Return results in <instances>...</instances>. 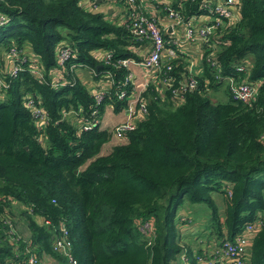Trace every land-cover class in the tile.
I'll return each mask as SVG.
<instances>
[{
    "label": "trees",
    "instance_id": "obj_1",
    "mask_svg": "<svg viewBox=\"0 0 264 264\" xmlns=\"http://www.w3.org/2000/svg\"><path fill=\"white\" fill-rule=\"evenodd\" d=\"M84 1L0 0L6 16L0 25V63L11 45L27 54L0 93V264L21 263L29 254L38 264L45 257L64 263L51 244L61 226L76 264H169L179 254L195 264L192 252L202 250L180 241L177 225L189 217L175 219L185 199L209 205L212 241L231 239L259 219L246 260L264 264V0H239V16L224 29L215 52L222 78L214 77L215 69L202 57L196 84L182 99L148 82L141 92L146 113L120 139L100 124L77 128L73 119H60L74 108L80 109V122L93 107L87 83L71 65L87 69L91 83L111 74L114 83L99 110L110 105L119 112L130 85L118 98L116 81L127 68L117 60L141 58L125 17L108 11L117 1L120 13L123 0ZM199 4L171 3L183 16L203 11ZM59 47L69 50L61 65ZM243 59L247 71H236ZM172 61L176 86L189 72L180 50ZM31 66L40 69V77ZM56 73L62 77L53 83ZM232 74L256 82L253 98L229 96L223 77ZM223 83L226 99L213 101L208 92ZM26 95L46 111L44 126L35 125L24 105ZM211 189L224 194L222 215ZM15 218L27 227V239L8 231L4 220L14 226ZM145 221L150 229L141 232L138 226Z\"/></svg>",
    "mask_w": 264,
    "mask_h": 264
},
{
    "label": "built area",
    "instance_id": "obj_2",
    "mask_svg": "<svg viewBox=\"0 0 264 264\" xmlns=\"http://www.w3.org/2000/svg\"><path fill=\"white\" fill-rule=\"evenodd\" d=\"M86 1L94 5L96 1L100 2L101 0ZM173 2L174 0H123L122 2L125 3V6L119 16L125 17L123 19L125 20L124 25L139 42L137 48L135 47L136 51L140 54L139 50L147 48V52L146 54H140L141 58L139 60L129 57L117 60V63L125 66L127 70L123 78L120 81H116V84L119 86L115 93L118 98L123 97L126 95L125 86L129 84L130 97L128 96L125 107L126 116L109 128L115 139H120L125 131L132 129L135 122L146 113L145 99L141 96V92L149 80L144 81L137 89L132 83L133 72L128 66L129 63L139 61L146 73L156 72L157 77L153 80V83L159 84L164 88H170L172 94L177 99H182V93L196 84L195 77L201 72L197 73L193 71L191 66L194 68L198 63L201 67L202 57L215 69L214 77L222 78V76L218 75L220 68L215 59V52L220 47V36L223 34L224 29L239 16V0H200L199 7L203 11L199 13L193 12L187 16L181 15L178 9L171 5ZM115 6L117 10L120 9V4L117 1L115 2ZM163 19L168 22H164ZM5 21L6 16L0 13V25ZM175 25H180L181 36H171ZM168 27L171 29V32L166 31ZM163 33H168V39L163 38ZM193 40H198L200 45L198 61L193 58L185 60L189 72L188 78L179 81L176 86H172L173 77L169 70L172 68L175 52L177 49L179 50L180 43H190ZM165 41H169L172 45L165 44ZM21 50L11 45L2 57V65L0 66V93L1 90L8 87L10 78L20 68L19 64L21 60L24 56H27ZM68 55L69 50L67 47H59L57 63L61 65ZM248 65L247 59L239 60L236 62L234 69L246 72ZM70 67H73L75 71L78 66L71 65ZM29 71L37 77L41 76L40 69L36 66H31ZM104 76H107L106 81L98 80L96 83L94 82L95 85L90 89V93L94 99L93 107L89 112L90 117L86 118L83 116L82 121L79 122L76 115L80 109L69 108L62 112L60 119H73L74 121L72 120L71 122H75L77 128H88L96 124L107 128L103 112L101 113L99 110V105L105 92L107 93V88L110 87L109 84L114 83V80L109 73H105ZM6 77H9V79H6ZM61 77L62 74H54L52 82L54 83V81ZM223 79L227 84L228 93L232 99L247 101L256 94V82L247 81L237 75L234 77L233 74L224 76ZM24 105L33 117L35 125L44 126L46 124L48 115L38 101H35L30 95H26ZM39 140H42V137H39ZM42 141L44 142V140ZM4 222L9 224L10 229L8 231L13 233L10 222L7 219ZM259 223L260 220L256 219L253 223L245 224L231 239L222 238L219 242L211 245L210 248L205 246L206 248L202 249L200 254L194 255V260L197 264L198 262L200 264H247L246 254L251 242V236L259 226ZM138 229L141 232L149 230L150 225L145 221L138 226ZM51 244L53 249L64 259L63 264H76L70 254V239L62 226L59 233L55 231L52 235ZM181 259L186 262L187 257L181 255ZM38 261L35 255L29 254L23 262L12 264H38Z\"/></svg>",
    "mask_w": 264,
    "mask_h": 264
},
{
    "label": "crops",
    "instance_id": "obj_3",
    "mask_svg": "<svg viewBox=\"0 0 264 264\" xmlns=\"http://www.w3.org/2000/svg\"><path fill=\"white\" fill-rule=\"evenodd\" d=\"M86 2V0L84 1ZM112 6V5H111ZM118 6V5H117ZM114 8L112 10H110L109 8V12H112V15L114 16H118L119 14V10H117V7L113 6ZM164 22H168L167 20L163 19ZM180 25H175L174 26V30H172L171 36H181V30H180ZM169 32H171V29H169ZM199 41L198 40H193L190 43L189 42H182L179 44V50H181L184 55H185V60H190V58L196 59L198 61V55L200 54V47H199ZM147 52V48L141 49L139 50L140 54H146ZM1 64V63H0ZM129 68L132 70L133 72V78H132V83L135 85V87L138 89L140 87V85L144 82V81H148L149 83H153V80H155V78L157 77V73L152 71L150 73H146L145 69L143 68L142 64L139 63V61H135L134 63H129ZM193 66H191V69L195 72H201V67L200 65H198V63L196 64V66L194 68H192ZM82 68V67H81ZM3 69V68H2ZM190 69V70H191ZM5 70V69H4ZM84 70L80 69V68H76L75 69V73L77 75V77H80L82 79L83 82L87 83L88 85V89H92V87L95 85L94 83H91L90 81V76H88V78H86L85 73L83 72ZM83 72V74H82ZM89 73V72H88ZM200 74V73H199ZM223 82H225V80H223ZM225 84V83H223ZM157 88H163L161 85L156 84ZM130 95V94H129ZM130 97V96H129ZM105 115V118H104ZM112 115V118L111 116ZM126 116V110L125 108L122 109V111L120 112H114L111 109V106L105 105L104 109H103V118L106 122V126L108 128H110L111 126H113L117 121L123 119ZM110 125V126H109ZM261 218L263 216V213H261L259 215ZM190 217V216H189ZM189 219V218H188ZM20 221V219L16 218L15 222H14V229L15 231L23 238V239H27L29 236V231L27 229V227L22 224L18 225L17 222ZM195 221V220H194ZM193 219L189 220V223L184 224L183 223H177L178 228H179V238L180 241H182L183 243H186L188 245H192L195 246L196 248H201L204 249L206 247H209L211 245H214V243L216 241H212L213 237H208V226H201L198 222H194ZM16 224V225H15ZM206 246V247H205ZM196 254L195 251L192 252V255L194 256ZM248 254V252H247ZM247 254H246V259H247ZM181 255L183 254H179L176 255L172 260H170L169 264H189V258L186 260V262H184L181 259ZM202 261V260H201ZM247 262V260H246ZM57 264L53 258L51 257H45L43 259V264ZM195 264L196 261H194ZM198 264H200V262H198Z\"/></svg>",
    "mask_w": 264,
    "mask_h": 264
},
{
    "label": "rangeland",
    "instance_id": "obj_4",
    "mask_svg": "<svg viewBox=\"0 0 264 264\" xmlns=\"http://www.w3.org/2000/svg\"><path fill=\"white\" fill-rule=\"evenodd\" d=\"M2 64H0L1 66ZM80 68L82 70H84L83 72L85 73L86 78H88L89 73L88 70L85 68H81V67H77ZM82 72V74H83ZM88 75V76H87ZM225 84H221L217 90H210L208 92V94L210 95V98L213 101H224L226 99V96L223 92L224 90V86ZM110 106V105H109ZM121 112V111H120ZM112 118V115H110ZM105 118V115H104ZM120 121V120H119ZM117 121V122H119ZM116 122V123H117ZM110 126V125H109ZM209 196L212 199V201L214 202L217 211L219 214H223L224 211V194L221 190H216V189H211L209 191ZM184 214L188 215L187 217H189V219H187L188 223L190 219H193V221L195 220L196 222H198L201 226H208V221H209V215H210V207L207 203L205 202H189L188 200H184L183 203L179 206V208L177 209V213H176V217L179 218H184ZM16 219V218H15ZM194 221V222H195ZM184 222V221H183ZM185 223V222H184ZM18 225L21 224L20 221L17 222ZM16 225V224H15ZM11 228L13 229V231H15L14 226L11 225ZM16 232V231H15ZM40 264H43V260H41ZM46 264V263H45ZM63 264V263H62Z\"/></svg>",
    "mask_w": 264,
    "mask_h": 264
},
{
    "label": "water",
    "instance_id": "obj_5",
    "mask_svg": "<svg viewBox=\"0 0 264 264\" xmlns=\"http://www.w3.org/2000/svg\"><path fill=\"white\" fill-rule=\"evenodd\" d=\"M96 2H99V1H96ZM167 32H169V27L167 28V30H166Z\"/></svg>",
    "mask_w": 264,
    "mask_h": 264
}]
</instances>
